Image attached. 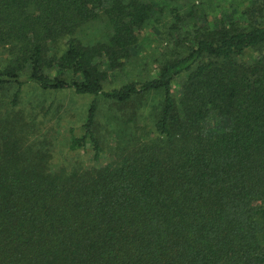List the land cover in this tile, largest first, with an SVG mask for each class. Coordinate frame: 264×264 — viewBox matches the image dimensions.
<instances>
[{
  "label": "trees",
  "instance_id": "trees-1",
  "mask_svg": "<svg viewBox=\"0 0 264 264\" xmlns=\"http://www.w3.org/2000/svg\"><path fill=\"white\" fill-rule=\"evenodd\" d=\"M158 8L0 0V91L14 88L0 101V264H264V24L216 20L153 77L104 90ZM99 20L107 40L82 42ZM169 29L190 41L184 24ZM27 83L94 97L66 151H89L91 165L54 162L48 138L31 140L16 109ZM156 92L153 136L114 132L107 155L97 98L128 104Z\"/></svg>",
  "mask_w": 264,
  "mask_h": 264
},
{
  "label": "rangeland",
  "instance_id": "rangeland-1",
  "mask_svg": "<svg viewBox=\"0 0 264 264\" xmlns=\"http://www.w3.org/2000/svg\"><path fill=\"white\" fill-rule=\"evenodd\" d=\"M153 1L160 7L156 19L141 28L138 34L137 52L126 59L121 68L109 73L103 84L104 90L119 88L132 82H142L153 77L164 62L180 58L187 53L194 37L199 35L197 30L207 25L212 26L216 20L234 21L239 25H248L254 21L264 24V10H261L259 0ZM174 22L178 25L184 24V28L187 29L185 36L190 41L182 42L183 31L179 33L169 29ZM109 34L106 22L99 20L84 27L81 40L89 44L106 41ZM2 58L3 56H0V65L3 63ZM179 82L172 85L174 94H177L180 87ZM13 92V87L0 91L2 106L7 105ZM93 98L92 95H79L69 89L41 90L27 83L19 94L16 109L25 121L30 122L29 125H33L31 140L48 138L54 162L68 161V165L83 163L84 166H89L91 165L89 151L77 153H66V151L69 130L73 129L77 136L82 134V124ZM97 101L98 134L107 155L114 151L116 145L114 132L120 131L122 135L132 132L136 136L146 138L153 136V122L161 102L158 92L128 104L115 103L102 97H98ZM133 113L136 117L128 122L133 117ZM109 160L108 157L104 158V161Z\"/></svg>",
  "mask_w": 264,
  "mask_h": 264
}]
</instances>
